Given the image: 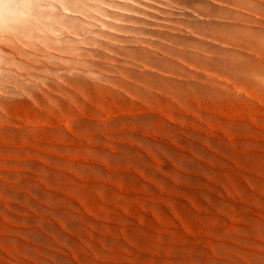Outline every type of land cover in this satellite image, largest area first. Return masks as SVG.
<instances>
[{
    "label": "rangeland",
    "instance_id": "374dc122",
    "mask_svg": "<svg viewBox=\"0 0 264 264\" xmlns=\"http://www.w3.org/2000/svg\"><path fill=\"white\" fill-rule=\"evenodd\" d=\"M0 264H264V0H0Z\"/></svg>",
    "mask_w": 264,
    "mask_h": 264
},
{
    "label": "clouds",
    "instance_id": "9594fccd",
    "mask_svg": "<svg viewBox=\"0 0 264 264\" xmlns=\"http://www.w3.org/2000/svg\"><path fill=\"white\" fill-rule=\"evenodd\" d=\"M10 7V5L9 4H4V8L7 10L8 8Z\"/></svg>",
    "mask_w": 264,
    "mask_h": 264
}]
</instances>
